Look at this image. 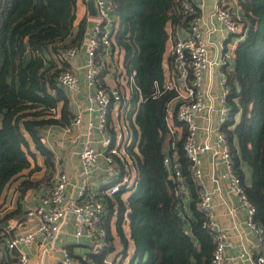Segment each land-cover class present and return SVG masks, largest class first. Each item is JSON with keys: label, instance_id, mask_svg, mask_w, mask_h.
I'll use <instances>...</instances> for the list:
<instances>
[{"label": "trees", "instance_id": "obj_1", "mask_svg": "<svg viewBox=\"0 0 264 264\" xmlns=\"http://www.w3.org/2000/svg\"><path fill=\"white\" fill-rule=\"evenodd\" d=\"M113 2L118 21L114 46L123 49L122 64L128 74L134 72L138 85L129 98L131 142L126 148L137 170V184L127 195L125 189L113 197L101 195L105 239L90 243L84 254L74 255L80 264H107L109 255L120 247L117 251L123 257L131 252L127 264H209L215 244L213 230L203 227L204 213L197 207L201 186L192 178L183 148L184 122L177 118L176 109L172 115L168 112L176 91L166 88L154 95L156 82L164 87L168 23L186 24L188 15L181 0ZM238 4L245 30L232 58L223 64L230 114L221 129L231 146L233 171L255 207L253 219L262 227L264 245V0H238ZM75 17L76 0H0V198L7 184L30 167L35 150L44 156L47 172L54 167L45 129L72 124L71 98L57 78L59 70L70 63L57 60L55 54L60 47L79 44L82 39L87 18L79 20L73 33ZM103 52L99 47L97 77L106 84L110 66ZM169 122L182 127L175 155L167 150ZM166 155L179 163L189 188L183 216L176 183L164 164ZM114 159L118 172L105 186L123 177L124 163L118 156ZM244 164L251 168L250 184L244 181ZM48 177L49 172L37 181H24L20 190L25 193ZM113 222L119 243L112 232ZM13 263L14 259L8 261L0 254V264Z\"/></svg>", "mask_w": 264, "mask_h": 264}, {"label": "built area", "instance_id": "obj_2", "mask_svg": "<svg viewBox=\"0 0 264 264\" xmlns=\"http://www.w3.org/2000/svg\"><path fill=\"white\" fill-rule=\"evenodd\" d=\"M235 1L238 3V0H216L204 27L205 18L197 0H181L182 10L188 17L186 24L168 23L171 44L163 61L164 87L161 89L156 82L154 95L166 88L175 89L176 95L169 102L168 112L172 115L173 109H176L177 118L184 122L183 148L190 160L193 180L199 185L202 181V154L212 151L214 155L220 157L226 166L222 177L229 178L230 190L247 208L246 226L255 230L263 242L262 227L253 219L255 207L246 197L240 177L233 171L230 159L231 146L221 129L230 114V105L227 102L230 90L223 64L233 55L235 45L226 40H214L211 35L219 28L217 22L226 28L230 38L233 34L236 36L241 34L240 37L244 35L245 27L244 30L241 29L244 26L243 18L235 13L232 7ZM96 4L98 14L89 15L87 12L86 27L79 44L62 46L57 51L60 61L70 63L69 66L59 70L58 81L66 88L76 89L81 88L79 84L80 80H83L89 108L96 113V116L87 120L86 131H78L74 138L75 142L83 145L79 150V157L84 179L78 183L77 193H69L67 191L69 176L65 171H59L53 178L49 190L43 193L36 203L29 206L20 218L1 229L0 248L15 253L13 264H27L31 257L26 249L38 240L52 247L68 223L73 228L74 236L88 238L91 243H103L106 236L102 225L105 207L101 195L113 197L121 189H125L124 195H127L137 184V170L126 148L131 142V131L127 120L129 98L138 85L134 72L124 75L128 85L105 84L97 77L99 47L104 50L103 56L107 65L112 66L111 60L108 59L116 48L113 33L117 12L113 0H96ZM182 29H186L187 33H182ZM81 52H84L85 59L82 63L83 74L80 77L76 65L71 61ZM215 70L220 71L218 79L215 78ZM215 80L221 86L216 98L212 92ZM214 117L217 118L216 124H213ZM201 118L208 120L207 137L202 142L198 139L199 130L202 128ZM82 120L83 114L79 112L74 116L72 124L81 125ZM125 122L128 126L127 135L121 128L127 127ZM181 129V126L169 122L171 137L167 150H171L173 155H175L173 149L177 134L182 131ZM92 132H95L99 138V146L93 143ZM213 136L214 143L211 142ZM101 155L104 156V165H100ZM114 156H118L124 163L122 179L109 186H102L97 192L91 191L89 185L91 175L98 168H102L109 177L118 172ZM164 164L176 183L177 205L179 213L183 216L187 213L190 200L183 171L179 163L169 155H166ZM197 207L204 213L203 227L213 230L215 244L209 264H224L229 237L224 229L215 228L213 196L205 192L202 186L199 190ZM59 264H80V260L68 248L63 247ZM257 264H264L263 254L258 255Z\"/></svg>", "mask_w": 264, "mask_h": 264}, {"label": "crops", "instance_id": "obj_3", "mask_svg": "<svg viewBox=\"0 0 264 264\" xmlns=\"http://www.w3.org/2000/svg\"><path fill=\"white\" fill-rule=\"evenodd\" d=\"M198 6L203 14L204 24L206 26L207 16L214 9L216 0H197ZM234 12L241 16L242 18V10L239 4L235 1L233 4ZM87 15V6L86 0H76V17L74 20L73 33L77 29V24L79 20ZM242 22V21H241ZM219 28L212 33V38L214 40H227L229 39V43H233L236 45L237 41L243 36L240 37L241 34H237L238 36L234 38L233 36L230 38L226 28L219 22H217ZM169 29V25H168ZM244 30V26L241 27ZM182 33L186 34L187 30L182 29ZM170 43L167 44V51L171 44V37H169ZM165 53V55H166ZM55 58H57L55 54ZM85 59L84 52L78 54L71 62H73L76 67L80 77L83 74V61ZM57 60H59L57 58ZM220 71L215 70V78L218 79ZM111 76L109 73L105 76L106 81H108V77ZM110 84V83H109ZM115 84V83H112ZM79 87L76 89H70L71 98V107L72 111L75 115L77 113L82 112L83 120L81 125H74L68 127V131L75 130V135L78 131H86L87 120L96 116V113L89 108V101L87 98V94L83 85V80H80ZM220 83L215 80L212 92L215 95L220 92ZM66 88V87H65ZM69 89V88H66ZM218 103V102H217ZM216 116V113H215ZM217 118L214 117L213 124H216ZM200 124L202 128L199 130L198 139L200 142L204 141L207 137V129L206 126L208 124V120L206 118L200 119ZM53 127H47L45 129V137L47 144L51 147L54 152V167L50 168L49 177L40 185L34 186L26 190L23 193L20 188H22V183L24 181H37L41 179L45 173H48L49 169L45 164L44 156L37 150L34 149V146L31 144V149L35 150V156H30V167L24 169L19 173V176L9 182L3 192V195L0 198V230L4 229L12 222L16 221L20 218L26 211V209L32 204L36 203L40 196L47 192L52 183V179L55 175L63 170L69 176V184L67 186V191L69 193H77L78 183L83 181V176L81 174V166H80V157L79 150L83 146L82 143L78 144L72 139L71 147L67 150V163L64 160V154L60 150L57 149L54 142L48 141V137H51L53 132ZM56 138H60V135L57 134ZM91 138L93 139V143L96 145H100L99 138L97 137L95 132L91 133ZM211 142L214 143V136L211 137ZM32 157V158H31ZM202 158V170L203 177L200 185L205 192H209L213 196V204H214V217L215 223L217 227L224 229L229 237L228 245L225 249V263L224 264H257L258 255H264V245L260 240L259 234L246 226V220L248 219V211L247 208L242 205L238 196L230 190L229 178L222 177V174L226 170L225 163L221 160L220 157H217L209 151L201 155ZM100 165H104V156H100ZM38 168L32 170V168ZM245 177L244 181L247 184H250L252 181V173L250 167H244ZM35 173V174H34ZM55 173V175H53ZM93 179V184L91 185V181ZM110 177L102 168H98L91 176L89 185L90 189L93 192H97L104 184L108 182ZM104 181V182H103ZM13 213V214H12ZM114 228V229H113ZM68 237L70 234L73 235V228L70 223L67 224ZM116 228L112 227V232L115 237V240L119 242L118 234L115 232ZM126 231V230H125ZM129 234V226L128 231ZM2 230L0 231V235ZM63 233V232H62ZM62 235V234H61ZM61 235L59 239L61 238ZM48 243H42L39 240L32 244L29 248H25L29 253L31 260L27 264H46V257L48 256L51 264H59L62 256V248L66 247L69 250L71 249L73 252L84 254L88 250V245L82 244V246L78 244H66L60 248V252L56 250L55 243L53 246L47 245ZM48 246L50 248H48ZM44 247H46L44 249ZM55 250V251H54ZM70 250V251H71ZM16 252V251H15ZM0 254L2 258L11 261L14 259L15 253L8 250L0 248Z\"/></svg>", "mask_w": 264, "mask_h": 264}, {"label": "rangeland", "instance_id": "obj_4", "mask_svg": "<svg viewBox=\"0 0 264 264\" xmlns=\"http://www.w3.org/2000/svg\"><path fill=\"white\" fill-rule=\"evenodd\" d=\"M117 27H118V21H116V29H115V32L113 34L114 38L116 36ZM233 37L236 38L237 36L235 34H233ZM169 39L170 38H168V40H167V44L170 43ZM115 47H116L115 51L112 52V54L110 55V57L108 59V60H111V63H112V66H110V69H109V75H111V76L108 77L109 78L108 81H109L110 84H112V83H115V84L120 83L121 85H126V84L128 85L127 79L124 77V75L128 74V72L126 71V69L124 68V66L122 64L124 51H123V49L120 48V46L118 44H116ZM166 55H167V53H166ZM230 58H232V56ZM115 74H117V79L115 78ZM66 90H67L68 93H70V91H69L70 89H66ZM128 92L130 93L129 86H128ZM120 124H122V123H120ZM125 124L127 126L126 122H125ZM50 127H53L52 128L53 132H52L51 137H48V141H51V142L55 143L57 149L60 150L61 152H63L64 160L67 163H69L66 153H67V150L72 145V144H69V143H71L72 139L75 137V130L68 131V126H60V125H51ZM121 128H122V131H124V134L127 135L128 134L127 133L128 126L127 127H121ZM57 134L60 135V138H56ZM246 166L247 165L244 164V167H246ZM247 167H249V166H247ZM53 175H55V173H53ZM92 184H93V179L91 181V185ZM123 226H124L125 230L128 231V220L124 219ZM112 227H115L114 226V222L112 224ZM66 229H67V226H64L61 238L58 239L55 242L56 250L58 252H60V248L62 246H65L66 244H78L80 246H82V244L90 245L91 240L88 239V238H78V237H76V236H74L72 234H70V237H68V232L66 231ZM116 242H117V240H116ZM117 243H119V242H117ZM117 250H120V247H118ZM117 250L109 255V258L107 260V262H108L107 264H112L114 262L115 263H120V264H127L128 263L129 256H130V253H131L130 250H128V253L126 254V256H124L125 258L122 256L123 255L122 252L121 251H117ZM46 264H51V262L49 261L48 256L46 257Z\"/></svg>", "mask_w": 264, "mask_h": 264}, {"label": "water", "instance_id": "obj_5", "mask_svg": "<svg viewBox=\"0 0 264 264\" xmlns=\"http://www.w3.org/2000/svg\"><path fill=\"white\" fill-rule=\"evenodd\" d=\"M87 12L89 15H97L98 7L96 4V0H86ZM217 228V225L215 226Z\"/></svg>", "mask_w": 264, "mask_h": 264}]
</instances>
